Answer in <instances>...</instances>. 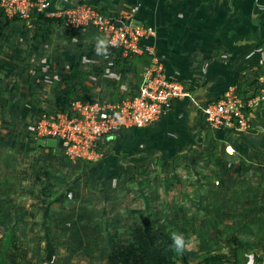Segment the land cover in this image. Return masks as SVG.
Masks as SVG:
<instances>
[{
	"label": "rangeland",
	"instance_id": "obj_1",
	"mask_svg": "<svg viewBox=\"0 0 264 264\" xmlns=\"http://www.w3.org/2000/svg\"><path fill=\"white\" fill-rule=\"evenodd\" d=\"M19 20L8 26L6 17L0 19V41H40L39 26L46 20ZM24 51L14 55L26 58ZM255 76L240 78V94L256 86ZM0 83L6 93L11 81ZM5 93L0 96V190L10 185L7 195L15 205L14 217L0 221V247L13 237L7 264H122L128 253L131 261L144 264H185V255L197 264L206 254L233 264L236 251L240 264H264V145L243 150L237 139V153L225 138L207 135L205 145L190 147L173 164L101 163L104 146L96 161L72 160L37 140V105L14 112L12 102L22 98ZM17 138L22 143L15 147ZM216 179L222 180L218 190L212 188ZM7 195L0 194V208L7 206ZM173 233L185 238L181 253L171 248Z\"/></svg>",
	"mask_w": 264,
	"mask_h": 264
},
{
	"label": "crops",
	"instance_id": "obj_2",
	"mask_svg": "<svg viewBox=\"0 0 264 264\" xmlns=\"http://www.w3.org/2000/svg\"><path fill=\"white\" fill-rule=\"evenodd\" d=\"M52 3L57 9L87 3L104 14L152 26L156 33L147 44L165 63L166 71L178 73L191 92L190 98L176 103L159 121L141 129L123 130L106 142L103 151L106 157L101 163L125 159L128 165L135 161L156 162L155 166L157 162L173 164L190 147L205 145L207 135L225 138L224 142L237 153L241 150L237 139L243 150L264 145V105L253 114L252 129L246 135L211 127L204 113L209 102L219 99L229 87L238 88L242 76L250 78L251 73L257 76L258 65L264 64V50L258 48L264 37V0H52ZM39 27L38 32L44 33L40 41H0V82L11 81L4 93L9 99L13 95L22 98L12 102L14 112L21 114L20 107L30 110L34 105L39 112L54 111L56 98L71 86L90 100L108 102L128 99L139 87L145 65L133 56L147 52L120 53L94 27L80 28L79 32L59 23L46 22ZM19 49H25L26 58L14 55ZM13 71L18 72V77L12 78ZM4 93L0 92V96ZM35 114L34 122L39 115Z\"/></svg>",
	"mask_w": 264,
	"mask_h": 264
},
{
	"label": "built area",
	"instance_id": "obj_3",
	"mask_svg": "<svg viewBox=\"0 0 264 264\" xmlns=\"http://www.w3.org/2000/svg\"><path fill=\"white\" fill-rule=\"evenodd\" d=\"M0 9L9 18L62 19L68 29L94 27L104 34L108 43L123 54L152 55V63L141 74V83L135 93L121 102L84 100L81 93L66 108L45 111L38 115L35 136L43 148H54L72 160L96 161L106 142L127 129H141L159 121L173 106L191 97L190 90L180 81L179 74L167 72L147 40L156 33L152 26L132 23L102 13L91 4L82 3L74 8L57 9L52 0H0ZM261 75L256 86L246 94L237 87H229L217 100L209 102L204 113L211 127L218 130L244 132L252 124L253 114L264 105V64L257 67ZM56 140V146L48 144ZM222 180L212 182L218 190Z\"/></svg>",
	"mask_w": 264,
	"mask_h": 264
},
{
	"label": "trees",
	"instance_id": "obj_4",
	"mask_svg": "<svg viewBox=\"0 0 264 264\" xmlns=\"http://www.w3.org/2000/svg\"><path fill=\"white\" fill-rule=\"evenodd\" d=\"M6 17L7 19V23H8V26L9 24H11V22H19L20 18L18 17H14V19H11V18H7V16H5L4 12L0 9V19H4V17ZM36 17H42L40 15H36ZM44 18V17H42ZM44 20H46V22H49V23H59V24H62L63 25V20L62 19H54V18H44ZM12 25V24H11ZM79 29L80 28H76L75 31L76 32H79ZM259 47L260 49H264V44L263 46L259 44ZM120 53H122V51H119ZM119 53V54H120ZM138 60H141L144 65H145V69L148 68L151 63H152V55L149 54V53H146V54H142V55H138V54H134L133 56V59H137ZM144 69V70H145ZM143 70V71H144ZM142 71V72H143ZM257 76L259 77L261 75V70H259L257 72ZM142 74V73H141ZM140 78H141V75H140ZM142 80V78H141ZM140 80V82H141ZM139 82V83H140ZM29 83H30V80H29ZM140 85V84H138ZM77 89V88H76ZM74 86H71V87H68L67 89L64 90V92L62 94H60V96H58L56 98V105H57V109H60V108H66L69 106L71 100L74 98V96H76V93L78 92V90H76ZM84 98V100H88L89 98L85 95V96H82ZM43 112L45 111H41L40 114H42ZM39 114V115H40ZM21 139L20 138H17V140L15 141V147H18L20 144H21ZM51 149H54V148H49V150ZM10 189H11V186L8 185V184H4V188L2 190H0V194L2 195H7L9 194L10 192ZM7 199H8V203L7 206H2L0 208V221H3L5 222V219L4 218H8V219H12L15 215V205H14V201L13 199L9 198L8 195H7ZM4 209H7V211H9L8 214H4L3 210ZM14 209V211H13ZM12 236L9 235L8 238L5 239V242L3 244L2 247H0V264H7L6 262V253H7V250H8V241L9 240H12ZM184 258V263L185 264H189V261H188V258L187 256H183ZM232 263L233 264H240L241 262V259H240V254L239 252L236 251L235 255L232 256ZM245 261V260H243ZM226 263V260H224V258L220 255H213V254H206L204 255L202 258L199 259V262L197 264H220V263ZM122 264H144V262L142 260H135V261H131V258H130V254H124V258H123V263Z\"/></svg>",
	"mask_w": 264,
	"mask_h": 264
},
{
	"label": "clouds",
	"instance_id": "obj_5",
	"mask_svg": "<svg viewBox=\"0 0 264 264\" xmlns=\"http://www.w3.org/2000/svg\"><path fill=\"white\" fill-rule=\"evenodd\" d=\"M171 248L177 253L183 252L185 248V238L182 234L173 233L171 234Z\"/></svg>",
	"mask_w": 264,
	"mask_h": 264
},
{
	"label": "water",
	"instance_id": "obj_6",
	"mask_svg": "<svg viewBox=\"0 0 264 264\" xmlns=\"http://www.w3.org/2000/svg\"><path fill=\"white\" fill-rule=\"evenodd\" d=\"M48 144L51 146H56V140L55 139H49Z\"/></svg>",
	"mask_w": 264,
	"mask_h": 264
}]
</instances>
